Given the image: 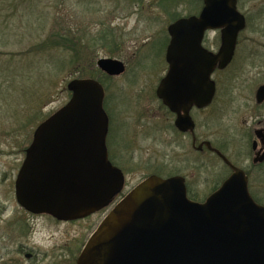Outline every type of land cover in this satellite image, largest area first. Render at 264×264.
<instances>
[{
    "label": "rangeland",
    "instance_id": "obj_1",
    "mask_svg": "<svg viewBox=\"0 0 264 264\" xmlns=\"http://www.w3.org/2000/svg\"><path fill=\"white\" fill-rule=\"evenodd\" d=\"M202 6V0H0V77L8 80H0V210L6 207L8 215L18 217L25 214L16 201L14 181L34 132L69 102L71 80L92 78L90 72L98 69L100 58L118 59L127 66L121 77L95 74L104 87V107L111 119L110 150L115 155V145L121 144L117 151L130 166L121 164L126 177L124 193L152 175L184 177L187 193L196 202L215 191L222 166L211 155L196 153L190 139L173 129L156 96L166 71L168 26L176 18L198 15ZM263 7L264 0H238L247 28L239 37L235 62L225 74L216 76L221 82L230 77V86L221 84L224 91L205 117L195 115L198 136L217 145L219 140L225 144L238 139L236 129L244 128L243 121L248 120L249 111L245 106L237 110L243 102L235 100L231 89L264 81ZM205 45L218 51L219 31H210ZM126 154L134 157V165ZM117 201L60 230L69 239L78 235L84 243ZM34 223L37 230L45 229L41 239L35 236L36 243L31 244L49 245L55 226L46 218H35ZM15 236L16 247L27 242Z\"/></svg>",
    "mask_w": 264,
    "mask_h": 264
},
{
    "label": "water",
    "instance_id": "obj_2",
    "mask_svg": "<svg viewBox=\"0 0 264 264\" xmlns=\"http://www.w3.org/2000/svg\"><path fill=\"white\" fill-rule=\"evenodd\" d=\"M203 5L198 16L169 25V70L156 91L178 114L176 127L183 133L194 134L189 111L212 103L211 75L216 66L231 63L246 28L237 0H203ZM209 30H221L216 54L202 45ZM97 67L110 77L126 70L112 58H100ZM67 89L69 102L34 132L16 180V199L31 213L76 220L107 207L123 190L125 176L108 158L102 84L73 79ZM76 264H264V207L254 202L237 169L204 203L189 199L184 177L152 175L104 218Z\"/></svg>",
    "mask_w": 264,
    "mask_h": 264
},
{
    "label": "flooded vegetation",
    "instance_id": "obj_3",
    "mask_svg": "<svg viewBox=\"0 0 264 264\" xmlns=\"http://www.w3.org/2000/svg\"><path fill=\"white\" fill-rule=\"evenodd\" d=\"M263 10H264V7L261 8V11H260L261 14H263ZM246 28H247V18H246ZM246 28L239 34V37L246 30ZM218 31L220 34V46L218 49L219 51L221 47V30H218ZM167 32H168V28H167ZM209 32L210 30L206 31L202 45L206 50L216 54L218 53V51L216 52L212 51V49L207 48L205 45V39ZM170 40L171 38L169 35L168 45L170 43ZM238 43H239V38H238L236 50L234 53V57L231 63L224 69H219L218 66H216L215 70L213 71L211 75V80L214 82L215 88H216L215 96L213 98L212 103L209 106L204 107V108H199L194 105L193 107H191L189 111V115L191 116V118L193 119L195 123L194 134H192L190 131L183 133L179 129H177L176 120L178 118V114L175 112H172L167 106H165L162 103V101L158 97L157 98L160 101V108L168 114L169 120L172 121L173 129L178 134L184 135L190 139L191 148L198 154L211 155L222 166L221 167L223 168L222 176L219 177L216 183L219 185L216 186L214 190L215 191L218 190L223 185V183L234 173V169L240 170L244 173L245 177L247 178V185H248L250 196L252 197V199L257 205L264 207V81L258 82V81L253 80L254 86H250L247 88L238 87V88L231 89L232 91H234L235 100L237 99L238 102L239 101L243 102L237 106L238 108L237 110L243 109L244 108L243 106H245V109L249 111L248 120H246L245 122L243 121L244 128L239 127L236 129L237 132H239L240 134L238 135L239 136L238 139L234 137L236 139L233 141L226 140L225 142L226 145L222 144V142L219 140L218 143L220 144L217 145L216 141H210L207 138H202L201 136H198L197 134L199 124H198L196 116L200 115L201 117H205L207 110L211 106L216 104L220 93L224 91V87H221V84L225 83L230 86V83H231L230 77L222 80L221 82L219 80L221 78L220 77L216 78V76L220 73L225 74L224 72L235 62V59L237 57ZM262 45L264 46V44ZM165 62L167 63L166 55H165ZM125 67H126V70L122 75L127 73L126 64H125ZM168 70H169V64L167 63L166 71L164 72V75L161 77L160 81L166 77ZM138 72L139 71H135L134 73H138ZM261 78L264 79V76H262ZM157 88H156V91H157ZM242 89H247L248 92L242 93L241 92ZM183 114L184 112H181V115ZM204 122H206V119L204 120ZM201 125L202 124L200 123V126ZM110 128H111V119L109 116L108 136L110 134ZM108 136H107V150H108L109 160L114 166L121 169V171L125 175L124 166L125 165H127L128 167L130 166L128 163L125 162V157L120 155L117 151V149L121 148L122 146L121 144L115 145L114 150H115V153L116 154L118 153V154L114 155L113 151L110 150V147L108 144ZM207 144H209L211 148H209ZM226 146L228 147L231 146L232 149L229 150L230 148H227ZM237 149H242L243 151H237ZM217 152H219L221 156ZM126 156L128 157V159H130V164L134 165L135 163L132 161L134 157L131 158V156H128V154H126ZM25 157H26V153H25ZM121 164H123L124 166H122ZM19 171L14 181L15 198H16V180H17ZM186 185H187V182H186ZM124 190L119 196L116 197V199L114 200L115 203H116V200H118L117 201L118 203L130 192L129 191V192L124 193ZM18 206L25 212L24 215H21L19 217L14 214L8 215L6 207H3L0 210V264H65L64 262H66L67 260H68V264H76L78 257L80 256L81 252L86 247L89 239L97 230L96 229L91 234V236L89 237L87 241H85L84 243H81L78 235L69 239L67 236L68 234L67 233L64 234L65 231H63V229L61 231L60 228H63L64 226H66L65 229H68V226L73 225L74 223H77L79 221L88 219L91 216L95 215L96 213L84 219L60 220L50 214L31 213L27 211L25 208H23L22 206H20L19 203H18ZM35 218L37 219L46 218L49 220L51 224H53V226H55L56 231L50 234V236L48 237V240L50 241L49 245H48V242H47V245L44 247L31 244L33 242L36 243L34 240L35 236L38 238V235H39L41 239L40 234H43V231L45 229V228H41L40 230H37V225L34 223ZM15 233H17L23 239L26 238L27 242L26 241H24V243L20 242L19 246L16 247Z\"/></svg>",
    "mask_w": 264,
    "mask_h": 264
},
{
    "label": "trees",
    "instance_id": "obj_4",
    "mask_svg": "<svg viewBox=\"0 0 264 264\" xmlns=\"http://www.w3.org/2000/svg\"><path fill=\"white\" fill-rule=\"evenodd\" d=\"M176 20H177V18H176ZM54 36H55V35H54ZM56 43H57V41H56V42L54 41L52 44H56ZM73 45H75V43H72V46H73ZM48 47H50V46H48ZM97 73H100V74H101L102 72L99 71L98 69L92 70V71L90 72V74H92V78H93V79H95V74H97ZM80 78H85V77L80 76ZM107 78H110V77L107 76ZM0 80H2V81L4 80V82H5V81H8V80H7L6 78H4V77H0ZM96 80L99 81V79H97V78H96ZM99 82H100V81H99ZM0 112H1V111H0Z\"/></svg>",
    "mask_w": 264,
    "mask_h": 264
}]
</instances>
